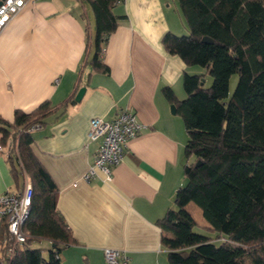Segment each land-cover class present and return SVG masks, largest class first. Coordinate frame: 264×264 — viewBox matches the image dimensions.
Listing matches in <instances>:
<instances>
[{
    "label": "crops",
    "instance_id": "0c3cea01",
    "mask_svg": "<svg viewBox=\"0 0 264 264\" xmlns=\"http://www.w3.org/2000/svg\"><path fill=\"white\" fill-rule=\"evenodd\" d=\"M24 5L0 30V117L11 122L15 109L31 112L44 100L57 106L31 129V148L57 185V209L76 240L61 249V263L108 264L103 248L110 247L124 251L127 264H166L156 221L174 206L173 195L186 182L187 134L162 87L181 99L183 72L202 71L163 49V35L183 29L177 0H122L113 6L123 17L101 50L106 73L85 62L92 53L86 48L85 28L91 33L92 23L85 2ZM121 109L134 112L141 129L127 141L110 181L98 169L84 179L99 145L86 138L90 119H111ZM26 177L13 176L0 152V193L20 191Z\"/></svg>",
    "mask_w": 264,
    "mask_h": 264
},
{
    "label": "trees",
    "instance_id": "16d2710c",
    "mask_svg": "<svg viewBox=\"0 0 264 264\" xmlns=\"http://www.w3.org/2000/svg\"><path fill=\"white\" fill-rule=\"evenodd\" d=\"M81 1L91 10L94 28L91 33L85 28L92 52L85 62L106 73L101 50L123 17L113 11L122 0ZM177 2L189 32H166L163 49L202 71L183 72L181 99L171 87H162L187 134L186 182L176 189L174 206L156 221L166 264H264V0ZM233 74L237 80L230 93ZM56 109L44 100L31 112L15 109L11 122L0 117V142L12 141L5 153L11 172H24L32 188L23 242H7L0 220V264H63L61 249L76 241L57 209V185L31 148L28 127L42 125ZM190 203L201 210V227L208 233L194 230L198 223ZM41 240L47 249L32 247Z\"/></svg>",
    "mask_w": 264,
    "mask_h": 264
},
{
    "label": "built area",
    "instance_id": "2783aa9c",
    "mask_svg": "<svg viewBox=\"0 0 264 264\" xmlns=\"http://www.w3.org/2000/svg\"><path fill=\"white\" fill-rule=\"evenodd\" d=\"M33 1L35 0H0V30H3L12 17L25 6L24 4ZM37 126L38 124H35L28 128L31 130ZM88 126L86 138L90 141H97L99 145L94 160L87 172L83 174V178L89 179L95 175L98 169L108 182L112 179V167L119 164L123 158L127 141L137 134L142 124L134 112L129 109H121L111 119L92 117ZM10 140H7V145L0 142V152H8V148L12 145ZM31 189L30 182H27L20 191L5 190L0 193V220H4L6 226L7 242H23L24 234L21 225L29 212ZM103 253L108 264H127V259H129L124 251L115 248H103Z\"/></svg>",
    "mask_w": 264,
    "mask_h": 264
},
{
    "label": "rangeland",
    "instance_id": "374dc122",
    "mask_svg": "<svg viewBox=\"0 0 264 264\" xmlns=\"http://www.w3.org/2000/svg\"><path fill=\"white\" fill-rule=\"evenodd\" d=\"M86 6L88 8L87 3H86ZM184 22H185L184 19L180 22L183 29L180 30L179 32H177L179 35L185 34V33H187V35H188V32H189L188 31V27L186 26V24ZM91 23L92 24L90 26L93 25V17H92V15H91ZM92 32H94V28L93 27H92ZM199 67L200 66H197L196 68H199ZM200 69H201V67H200ZM236 80H237V75L236 74L231 75L230 82H229L230 83V85H229L230 93L232 92V90L234 88V85H235ZM211 81H212V77L209 74H207L206 81H205L204 84L208 85L209 83H211ZM188 208H189V210L191 211L193 217L195 218V220L198 223L196 225V227H194V230L196 232H199V233H204V234L208 233L206 229H204V228L201 227V225H203L205 223V221L203 220L204 218L202 217V214H201V210L199 208H197L196 205L193 204V203H190V205L188 206ZM32 247L47 249L48 248V242L45 241V240L35 241L34 243H32ZM43 254L44 255H47V251L43 250Z\"/></svg>",
    "mask_w": 264,
    "mask_h": 264
},
{
    "label": "water",
    "instance_id": "95a60500",
    "mask_svg": "<svg viewBox=\"0 0 264 264\" xmlns=\"http://www.w3.org/2000/svg\"><path fill=\"white\" fill-rule=\"evenodd\" d=\"M202 41L207 42V41H209V38L207 36H203L202 37ZM83 91H84V89L80 88L78 90L76 96H75V99L78 100L81 97V95L83 94ZM174 109H175L174 105H171V109L170 110H172V112H174L175 111ZM199 163H200V160H197L195 164H199Z\"/></svg>",
    "mask_w": 264,
    "mask_h": 264
}]
</instances>
